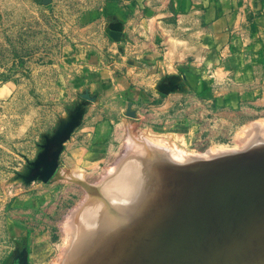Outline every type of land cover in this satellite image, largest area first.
I'll use <instances>...</instances> for the list:
<instances>
[{"label":"rangeland","instance_id":"374dc122","mask_svg":"<svg viewBox=\"0 0 264 264\" xmlns=\"http://www.w3.org/2000/svg\"><path fill=\"white\" fill-rule=\"evenodd\" d=\"M148 4L0 0V264L59 263L69 213L96 191L128 145H145L148 156L139 161L158 166V188L166 166L176 172L194 164L172 152L177 160L163 162L166 155L155 152L169 142L185 150L180 156L206 161L213 147L244 149L255 132L246 140L241 134L255 121L264 131V79H253L260 70H241L242 79L241 59L200 60L182 43L185 32L172 24L179 22L168 29L167 18ZM128 86L139 89L138 98L123 96ZM130 126L143 138L135 139ZM136 201L127 207L141 202L139 212L126 221L110 217L109 226L119 225L106 226L107 233L147 221L140 212L148 203Z\"/></svg>","mask_w":264,"mask_h":264},{"label":"bare ground","instance_id":"6f19581e","mask_svg":"<svg viewBox=\"0 0 264 264\" xmlns=\"http://www.w3.org/2000/svg\"><path fill=\"white\" fill-rule=\"evenodd\" d=\"M253 124L246 127V135L241 134L246 140L255 132L244 149L213 147L205 152L211 156L206 161L180 156L184 149H173V143L169 142V147L162 142L172 148L155 152L166 155L163 162L178 155L182 162L194 164L176 172L166 166L167 179L158 188L154 184L158 166L139 161L143 155L148 156L144 143L140 144L144 150L128 145L116 165L111 166L114 169L106 172L108 175L104 173L106 177H99L96 191L84 196L69 213L65 226L67 247L63 249L64 257L55 264H264V131L259 125L255 127L256 121ZM131 129L137 139L136 125L134 131ZM139 137L143 138L141 134ZM163 162L161 166H165ZM73 171L71 176L85 180L83 171ZM138 199L148 203V209L140 212L147 221L113 236L109 218L130 219L139 212L136 209L141 202L133 209L127 206Z\"/></svg>","mask_w":264,"mask_h":264},{"label":"crops","instance_id":"0c3cea01","mask_svg":"<svg viewBox=\"0 0 264 264\" xmlns=\"http://www.w3.org/2000/svg\"><path fill=\"white\" fill-rule=\"evenodd\" d=\"M139 1L141 0H127V5L130 8L136 6L139 8ZM145 2L150 3L148 4L150 6L146 7L149 12L167 18L164 22H167L168 29L172 27V22H179L172 24L177 30L182 28L185 32L182 37L179 36L182 43L190 45L195 55L202 56L200 60L210 59L212 54L215 59L217 55L222 54L227 55L225 60L241 59L239 71L242 79L241 70L246 72L260 70L261 75L255 77L253 73V79H264V0H145ZM118 9L122 15L126 14V10H122L121 7ZM153 34L151 32V36ZM195 59L197 60V57ZM138 92L139 89L136 87H124L123 96L135 99L138 98Z\"/></svg>","mask_w":264,"mask_h":264}]
</instances>
